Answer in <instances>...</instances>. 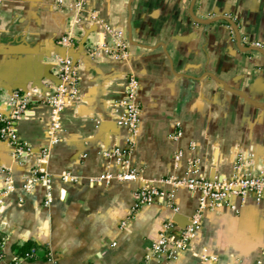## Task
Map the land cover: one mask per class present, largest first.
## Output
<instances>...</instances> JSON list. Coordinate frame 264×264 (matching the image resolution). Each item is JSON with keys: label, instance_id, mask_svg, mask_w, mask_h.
<instances>
[{"label": "crops", "instance_id": "crops-1", "mask_svg": "<svg viewBox=\"0 0 264 264\" xmlns=\"http://www.w3.org/2000/svg\"><path fill=\"white\" fill-rule=\"evenodd\" d=\"M72 2L0 0V116H9L14 94L33 97L16 124L32 154L16 158L0 137L2 253L10 260L29 242L38 249L22 264H140L166 222L175 236L189 224L199 194L179 188L175 211L155 203L132 213L135 190L170 177L254 176L264 167V0H86L94 15L86 24L74 23ZM220 17L239 38L223 21L196 23ZM104 25L123 32L126 60L91 54L110 39ZM69 33L71 44L63 45ZM242 38L263 55L245 51ZM58 58L77 65L79 99L64 109L62 142L41 165L52 181L47 197L31 172L46 141L44 95L57 84ZM128 75L138 83L140 123L129 156L138 178L92 183L124 171L104 152L125 147L130 136L112 111ZM64 173L78 180H63ZM201 218L185 253L149 264H264V205L254 195L207 201Z\"/></svg>", "mask_w": 264, "mask_h": 264}, {"label": "built area", "instance_id": "built-area-1", "mask_svg": "<svg viewBox=\"0 0 264 264\" xmlns=\"http://www.w3.org/2000/svg\"><path fill=\"white\" fill-rule=\"evenodd\" d=\"M57 3L58 5H63L64 0H57ZM71 7L75 12V24H86L93 20V12H90L87 7L86 0H73ZM104 30L110 39L107 41L102 38L101 41H98L91 49V54L104 55L115 61L126 60L129 48L123 32L106 25H104ZM72 39L73 35L69 33L61 39V43L63 45H70ZM241 40L246 47L259 48V44L250 43L246 38H242ZM54 67L57 84L52 85L44 95V103L47 107L45 121L46 141L40 149L39 162L31 172L32 182L42 183L47 189V197H50L52 181L50 176L41 170V165L49 158L51 149L62 142L60 133L62 132V114L64 109L79 99L77 65H74L70 58H58ZM125 87L126 90L123 97L113 103L112 111L116 125L127 129L130 136L127 139L125 147H116L104 152L105 157L114 159L116 163L124 168V171L115 176L103 175L98 178H91L89 181L92 183H101L113 178L120 181H136L138 178V173L129 167L133 136L137 132L140 123V112L136 103L138 83L133 75L126 77ZM32 98L31 94H14L7 102L10 110L9 116H0V137L11 145L16 158H24L32 154V147L28 143L21 141L16 129L17 122L25 116L28 110V103ZM180 135L181 133L177 131L171 138L177 140ZM175 157L180 158L181 153H178ZM61 179L77 181L78 177L70 173H64L61 175ZM6 183H8V179H6ZM162 186L169 187L170 189L163 190L160 188ZM179 188H185L199 194V207L197 211L192 216L189 224L177 236L170 232L172 228L170 222H166L157 239L151 243L148 252L140 264H149L151 259L173 261L185 253L198 238L202 227L201 212L207 201L218 202L228 196L239 197L243 200L246 195L252 194L257 203L264 205V167L258 168L257 174L254 176L250 174L247 176L234 174L229 179L222 181L215 180L211 182L200 175L190 179L170 177L168 179L153 181L149 184L145 183L133 193L131 212L135 213L140 208L155 203L165 205L175 211L174 192ZM1 204L0 198V206ZM127 220L129 219L121 223L122 227L127 225ZM34 257L35 249H30L23 254H14L10 260H7L2 253V245L0 243V264H22L24 261L31 260ZM207 260V258H204V261Z\"/></svg>", "mask_w": 264, "mask_h": 264}, {"label": "water", "instance_id": "water-1", "mask_svg": "<svg viewBox=\"0 0 264 264\" xmlns=\"http://www.w3.org/2000/svg\"><path fill=\"white\" fill-rule=\"evenodd\" d=\"M217 21H223V22L229 24L232 28H234L236 37L239 38L236 26L234 25V23H232V21L230 19H228L226 17H220L219 19H213V20H210V21H196V23H199V24H210V23L217 22ZM244 50L247 51V52H259L260 54L263 55V53L261 51L257 50L256 48H245ZM54 78H56V77H54ZM0 114H2L1 109H0Z\"/></svg>", "mask_w": 264, "mask_h": 264}, {"label": "trees", "instance_id": "trees-1", "mask_svg": "<svg viewBox=\"0 0 264 264\" xmlns=\"http://www.w3.org/2000/svg\"><path fill=\"white\" fill-rule=\"evenodd\" d=\"M30 249H38V246L33 244V243H26L24 245H22L21 247L18 248V254H23L25 251H28Z\"/></svg>", "mask_w": 264, "mask_h": 264}]
</instances>
